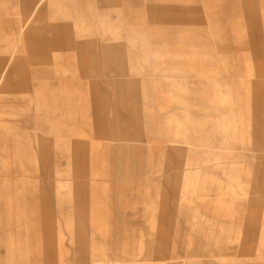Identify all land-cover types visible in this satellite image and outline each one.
Returning <instances> with one entry per match:
<instances>
[{
  "label": "rangeland",
  "instance_id": "374dc122",
  "mask_svg": "<svg viewBox=\"0 0 264 264\" xmlns=\"http://www.w3.org/2000/svg\"><path fill=\"white\" fill-rule=\"evenodd\" d=\"M1 67L0 264H264V0H0Z\"/></svg>",
  "mask_w": 264,
  "mask_h": 264
},
{
  "label": "crops",
  "instance_id": "0c3cea01",
  "mask_svg": "<svg viewBox=\"0 0 264 264\" xmlns=\"http://www.w3.org/2000/svg\"><path fill=\"white\" fill-rule=\"evenodd\" d=\"M55 2H56V1H55ZM55 2H54V3H55ZM52 4H53V3H52ZM52 4H51V5H52ZM108 40L110 41V39H108ZM5 70H6L5 67H3V68L1 67V68H0V73H4L3 71H5ZM44 171H45V172H44V176H45V178H46V172H48V171H47V169H45ZM2 226H3V225H2Z\"/></svg>",
  "mask_w": 264,
  "mask_h": 264
}]
</instances>
